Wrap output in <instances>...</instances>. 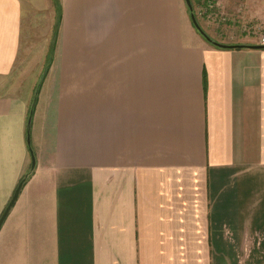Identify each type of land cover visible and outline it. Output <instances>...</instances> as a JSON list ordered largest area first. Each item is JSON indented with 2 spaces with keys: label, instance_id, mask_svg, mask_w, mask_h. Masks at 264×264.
Listing matches in <instances>:
<instances>
[{
  "label": "crops",
  "instance_id": "0c3cea01",
  "mask_svg": "<svg viewBox=\"0 0 264 264\" xmlns=\"http://www.w3.org/2000/svg\"><path fill=\"white\" fill-rule=\"evenodd\" d=\"M57 1L0 0V264H264V49L183 0Z\"/></svg>",
  "mask_w": 264,
  "mask_h": 264
},
{
  "label": "rangeland",
  "instance_id": "374dc122",
  "mask_svg": "<svg viewBox=\"0 0 264 264\" xmlns=\"http://www.w3.org/2000/svg\"><path fill=\"white\" fill-rule=\"evenodd\" d=\"M183 2V8L187 9L184 0ZM190 2L196 22L212 39L224 41L229 37L233 40L246 37L250 41H257L264 37V0H190ZM30 12L32 13H29L30 17L26 20L28 21L27 31H30L29 33L26 31V39L23 42L25 46L32 47L31 53L26 55L27 62L38 66L43 58L40 49L36 52L34 43L42 41L43 34L48 30L46 27L49 24L50 15L46 10L30 9ZM188 13H190L189 10ZM25 18L27 19V16ZM25 23L27 25V22Z\"/></svg>",
  "mask_w": 264,
  "mask_h": 264
},
{
  "label": "water",
  "instance_id": "95a60500",
  "mask_svg": "<svg viewBox=\"0 0 264 264\" xmlns=\"http://www.w3.org/2000/svg\"><path fill=\"white\" fill-rule=\"evenodd\" d=\"M186 5H187V9L190 11L189 16H190V22H192L194 28L197 30L198 34L201 35L203 38H205V40H207L208 42H210V44L212 43L213 45L217 46V47H227V48H237V47H248V48H254V49H264V43H259V44H223L220 42H217L215 40H213L211 38V36H208L207 34H205V32L202 30V28L200 27V25L198 24V22H196V18L194 16V13L192 12V5L190 0H184ZM31 113L32 111L30 110L29 112V116H28V120H27V128H26V132H27V142L29 144V128H30V120H31ZM30 151V158H31V168H34V164H35V158H33V152L31 150V148H29ZM25 181V177L22 178L18 184H16V188L12 194V196L10 197L9 202L7 203L6 207L4 208V210H2V214L0 215V227H1V223H3L4 219L6 218V215L8 214V210L11 208V206L13 205L14 201L16 200V197L18 196V193L21 189L22 183H24Z\"/></svg>",
  "mask_w": 264,
  "mask_h": 264
},
{
  "label": "trees",
  "instance_id": "16d2710c",
  "mask_svg": "<svg viewBox=\"0 0 264 264\" xmlns=\"http://www.w3.org/2000/svg\"><path fill=\"white\" fill-rule=\"evenodd\" d=\"M52 2H53V4H54V6L57 8V5H58V1L57 0H52ZM58 22H59V19H58ZM58 22H57V15H56V22L54 23V27H52L53 28V30H52V38H51V40H50V44H49V50H48V52H47V54H48V61H49V59H50V57H51V53H53V50H54V47H55V42H56V36H57V30H58Z\"/></svg>",
  "mask_w": 264,
  "mask_h": 264
},
{
  "label": "built area",
  "instance_id": "2783aa9c",
  "mask_svg": "<svg viewBox=\"0 0 264 264\" xmlns=\"http://www.w3.org/2000/svg\"><path fill=\"white\" fill-rule=\"evenodd\" d=\"M261 43H262V44L264 43V37L261 38Z\"/></svg>",
  "mask_w": 264,
  "mask_h": 264
}]
</instances>
